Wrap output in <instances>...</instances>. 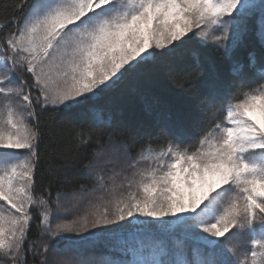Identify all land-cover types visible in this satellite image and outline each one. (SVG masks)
Returning <instances> with one entry per match:
<instances>
[{"label":"snow or ice","instance_id":"obj_1","mask_svg":"<svg viewBox=\"0 0 264 264\" xmlns=\"http://www.w3.org/2000/svg\"><path fill=\"white\" fill-rule=\"evenodd\" d=\"M169 82L181 111L155 95ZM127 97L152 119L119 121L105 102ZM77 109L94 127L68 139L45 119ZM30 261L264 264V0L12 5L0 264Z\"/></svg>","mask_w":264,"mask_h":264},{"label":"trees","instance_id":"obj_2","mask_svg":"<svg viewBox=\"0 0 264 264\" xmlns=\"http://www.w3.org/2000/svg\"><path fill=\"white\" fill-rule=\"evenodd\" d=\"M17 2L18 0H0V24L5 23L7 18L11 17L12 5ZM258 26L259 21L257 20V30ZM248 43L250 47L259 48V38L255 31L250 35ZM167 87L176 94L172 95L170 93L161 92L157 89L155 95L159 96L161 101L167 104L173 112L181 111L184 108L183 94L180 93V90L175 88L170 82L167 84ZM105 103L116 118L124 124H142L152 119L134 97L114 99L110 102L106 101ZM48 115H51L52 117V120H48V123L55 121V124L63 125L58 131L65 139H68L74 130L81 128L87 130L94 127L93 121L81 109L73 110L72 112H65L63 114H46V120L48 119ZM81 155H83V153ZM41 175L48 177L47 172H42ZM47 182V179L43 181L44 184H47ZM53 192H55V186L53 187ZM33 231L35 234L36 230L34 229ZM68 255L71 256L74 255V253L69 252Z\"/></svg>","mask_w":264,"mask_h":264}]
</instances>
